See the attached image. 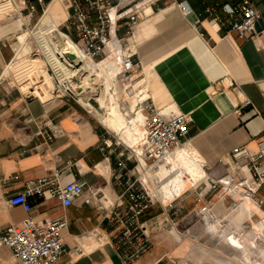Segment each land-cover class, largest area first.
<instances>
[{
	"label": "crops",
	"instance_id": "crops-1",
	"mask_svg": "<svg viewBox=\"0 0 264 264\" xmlns=\"http://www.w3.org/2000/svg\"><path fill=\"white\" fill-rule=\"evenodd\" d=\"M188 1L192 12L184 14L176 0H158L125 46L141 60L134 76L147 85L154 105L166 117L187 115L186 145L198 156L204 175L173 196L176 208H170L172 195H164L163 206L154 203L140 215L152 224L151 243L128 264H252L258 259L255 238H264V185L252 198L244 189L220 197L207 193L208 211L202 215L195 210L201 205L197 189L204 192L207 181L228 173L248 175L246 158H236L232 150L245 145L255 151L264 135V0H252L259 15L249 37L204 14L210 5L224 15L221 5L240 0ZM45 3L37 5V13L48 10L55 29L71 34L62 29L69 9L59 0ZM22 21L0 13V226L25 217L43 222L65 214L66 251L56 264H127L113 244L119 227L105 213L118 205L122 192L115 177L118 160L125 159L124 171H135L134 159L127 158L128 142L99 120L97 108L57 96L25 95L2 77L18 52L14 33ZM118 34L125 36V30ZM56 170L61 184L84 185L71 204L63 205L55 196L30 195L29 210L7 207L6 199L22 191L28 180L50 177ZM169 213L176 220L172 229ZM260 247L264 249V242Z\"/></svg>",
	"mask_w": 264,
	"mask_h": 264
},
{
	"label": "built area",
	"instance_id": "built-area-1",
	"mask_svg": "<svg viewBox=\"0 0 264 264\" xmlns=\"http://www.w3.org/2000/svg\"><path fill=\"white\" fill-rule=\"evenodd\" d=\"M157 1L60 0L69 9L67 22L71 34L59 32V35L61 34L64 40L69 41L77 49L81 61L74 60L76 58L74 56L71 58L73 61L65 64L69 67L75 64L76 67L74 65L73 67L76 70L71 69V73L77 75L74 81L70 76L59 77L56 86L49 92L50 96L79 103L81 92L76 90V86L82 85L83 78L78 74L77 68L84 64L90 71L89 82L93 85L85 90L90 92L89 100L93 99L100 106L99 98H101L106 101L104 103L107 106L114 105L128 124H131L138 115L142 120L143 133L139 142L135 145L125 143L127 158L135 161V171L132 173L124 171L125 159L118 160L119 170L115 177L122 186V192L118 196V205H112L105 213L106 219L119 227L113 238V244L127 264L141 255L151 243L152 224L141 220L140 215L154 203L160 202L162 206L164 205L165 194H160L158 180H153L150 175H153L152 171L160 165L168 164L176 148L187 144V115L180 112L166 117L163 111L154 105L147 85L141 78L134 76L135 71L141 68V60L125 46L134 28L147 15V6L150 8ZM19 3L22 5L18 10L19 14L21 15L23 9H26L28 19L33 17L37 5L46 4L45 0H21ZM176 3L182 13L192 12L188 0H176ZM221 10L224 15L219 14L215 6L208 5L204 8V14L224 23L227 30L235 31L240 37L252 35L254 22L259 15L252 0H240L236 4L225 3L221 5ZM45 12L46 9L43 10L41 17ZM199 22L200 18L196 17V23ZM120 29L125 30V36H119ZM97 72H101V75L98 76ZM71 73L68 75H72ZM101 77H104L102 84L97 82ZM247 104V100L243 102V105ZM45 135L48 139L53 136L51 133ZM232 154L236 158H246L243 168L245 167L248 175L238 177L228 173L211 179L207 181L208 185L204 192L199 186L196 201L201 205L195 210L196 213L203 215L208 211L209 206L204 203L207 193L216 192L220 197V193L236 194L244 189V195L252 198L264 185L262 163L264 135L255 151L242 145L233 148ZM59 174V170H56L50 177L28 180L22 191L6 199L7 207L20 205L25 210H29L30 195L43 198L55 196L63 205L71 204L72 200L83 192L84 185L80 181L61 184ZM173 196L169 199L170 208H176L174 204L171 205V202L175 201ZM84 201L89 202V198H85ZM171 213H169L168 227L172 229L176 220ZM67 224L65 214L43 222L25 217L19 223H8L0 227V245L6 247L20 264H56L66 251L63 229ZM80 250V248L76 249L77 252Z\"/></svg>",
	"mask_w": 264,
	"mask_h": 264
},
{
	"label": "rangeland",
	"instance_id": "rangeland-1",
	"mask_svg": "<svg viewBox=\"0 0 264 264\" xmlns=\"http://www.w3.org/2000/svg\"><path fill=\"white\" fill-rule=\"evenodd\" d=\"M20 1L21 0H0L1 14H7L8 17H10L14 22L18 18L23 19L22 24L17 26V30L14 33L16 49L18 51L22 50V55L16 60H14L8 68L6 67L5 70L2 71V77L12 83L13 86L19 88L25 95H38L43 98L48 97L51 95V93H49L51 92V89L56 86L57 78L70 76V79L72 78L71 80L74 81V79L77 77V75H73L71 73V69L76 67L75 64H72L71 67L65 64H68L70 61H73L71 60V58L74 56L76 57L74 60H81L73 51L74 48L73 50H70L68 48L70 46V42L64 40L61 37V34L59 35L58 30L55 29V31H53L51 29V25L54 24V21L56 22L55 17L51 16L50 14L47 16V19L50 21L51 24L49 22H41L39 19L41 18L40 15L42 13L38 14L37 11H35L33 13V17L31 19L26 20L27 10L23 9V13L21 15L18 11L19 8L22 7V5L19 3ZM61 5L64 6L62 2ZM67 25L68 22L66 21V24L62 26V29L71 33V30L67 28ZM58 29L61 30L60 27H58ZM17 40H19V43ZM78 70V74H81L83 80L82 85L76 87V90L81 92V95L79 96L81 100L79 101V103H77L87 109L95 110L93 106L96 107L99 111L98 114L100 115L99 120L104 124L103 118L109 106H107L104 103L106 101H103L101 98H99L100 106H98V103H95L93 99L89 100L90 92H85V90L92 85L89 82L90 71L85 65L83 67H79ZM68 73H71L72 75H68ZM97 75L100 76L101 72H97ZM90 80H92V78ZM103 81L104 77H101L99 78V80H97V82H101V84ZM77 83L79 84L78 81ZM30 91H33L34 93H30ZM93 116L95 117V115ZM140 121H142L141 118L136 121L135 124L137 125L138 129L140 128L141 130H143L139 123ZM129 125L131 126V124ZM130 126H125L121 130H115L113 128L110 129L120 131L121 138L129 143V140L131 139L132 134L134 133L133 128H130ZM138 141L129 144L135 145L138 143ZM186 163L188 164L189 162ZM179 168L187 177L185 176L183 180L180 181L179 185L176 187L172 186V174L169 173L168 166H166L165 164L160 165L159 168H156L152 171V173L154 172V174H156L157 176L154 174L150 175L153 180H159L160 185L161 181L165 183L166 187H163L165 191V197L178 194L181 190L183 191V189L188 183H194L197 181L196 179L191 178L188 173H185L184 166L180 164ZM1 208H4V206L3 200L0 198V212ZM263 239L264 238L262 237L255 238V246L257 250L256 255L258 258L256 260V263L258 264H264V259H262V256H264V249L260 247L264 242ZM0 264L20 263L13 258L10 251L6 247L0 245Z\"/></svg>",
	"mask_w": 264,
	"mask_h": 264
},
{
	"label": "bare ground",
	"instance_id": "bare-ground-1",
	"mask_svg": "<svg viewBox=\"0 0 264 264\" xmlns=\"http://www.w3.org/2000/svg\"><path fill=\"white\" fill-rule=\"evenodd\" d=\"M147 10H150L149 6H147ZM48 15H49V12H48V10H46L45 14L40 19L39 18L38 19L41 22H49L50 23V21L47 19ZM19 19H21V18H18L17 20H19ZM54 25L56 26L55 21H54V24L51 25V29L53 31H55ZM68 48L70 50H73V48H74L73 51L77 54L78 57H80L77 49L71 43H70V46ZM21 55H22V50H20L16 53L14 60H16ZM83 66H84V64H83ZM83 66H81V67H83ZM75 70H76V68H75ZM77 70H78V68H77ZM30 93L33 94L34 92L30 91ZM139 119H140V116L139 115L136 116L133 119V122L131 123V126H130L127 123V120L120 115V113L116 110L115 106L113 105V106H109L108 109L106 110L104 118H103V122L107 127L113 128L115 130H121L125 126H130V128H133L134 133L132 134V137L129 140L130 141L129 143L132 144L133 142L135 143L136 141H138L141 138L142 133H143V130H141L140 128L138 129L137 125L135 124V122L138 121ZM139 123L141 125L142 121H140ZM186 162H189V163L187 164ZM180 164L182 166H184L185 173H188L191 178H194L197 181L202 175H204L203 171L200 167V164H199L198 156L196 155V153H194L192 150H190L189 146L184 145L180 148H176L173 151V155H171V157L169 158L168 164L165 163V165L168 166L169 173L172 174L171 182H172L173 187L178 186L180 181H182L183 178L186 176L183 173V171L179 168ZM161 185L164 188L166 187V185L163 181H161Z\"/></svg>",
	"mask_w": 264,
	"mask_h": 264
},
{
	"label": "trees",
	"instance_id": "trees-1",
	"mask_svg": "<svg viewBox=\"0 0 264 264\" xmlns=\"http://www.w3.org/2000/svg\"><path fill=\"white\" fill-rule=\"evenodd\" d=\"M221 8V7H220Z\"/></svg>",
	"mask_w": 264,
	"mask_h": 264
}]
</instances>
